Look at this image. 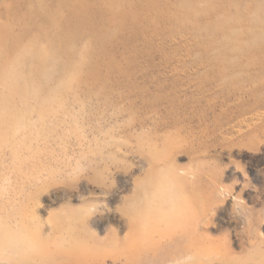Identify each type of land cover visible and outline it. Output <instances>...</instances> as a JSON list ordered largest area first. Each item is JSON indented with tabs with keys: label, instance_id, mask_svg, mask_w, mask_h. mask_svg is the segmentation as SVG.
<instances>
[{
	"label": "rangeland",
	"instance_id": "1",
	"mask_svg": "<svg viewBox=\"0 0 264 264\" xmlns=\"http://www.w3.org/2000/svg\"><path fill=\"white\" fill-rule=\"evenodd\" d=\"M66 1L0 0V264H264V0L140 7L167 55L95 97V53L34 54Z\"/></svg>",
	"mask_w": 264,
	"mask_h": 264
},
{
	"label": "bare ground",
	"instance_id": "2",
	"mask_svg": "<svg viewBox=\"0 0 264 264\" xmlns=\"http://www.w3.org/2000/svg\"><path fill=\"white\" fill-rule=\"evenodd\" d=\"M152 4L154 0H136V3L123 0L120 11L116 13L105 12L102 8L91 5L90 0H68L65 2V8L69 10L68 19H64L63 15L57 17L59 14L47 7H41L34 11V14L39 16V21L41 17L49 22L44 26L45 33L41 35L42 46L34 54L40 55L43 61L50 62V56L53 54L68 61L74 58L73 51L78 45L77 57H83L82 63L86 61L89 53H95L96 58L88 97L108 95L102 85L113 77L117 78L127 91L137 92L143 86L142 82L135 81V74L132 72L137 60L150 58L155 52V46L156 51L165 57L169 47L165 43L157 46L155 37L150 34L153 33L150 25L143 23L140 7ZM170 5L160 16L182 23L187 18L184 12L186 10L173 8L172 5H178L176 1ZM117 23L121 24V29ZM110 30L113 34L106 38ZM17 43H10L11 48ZM93 65L94 62L92 69ZM164 102V96L159 94L153 100L147 99L148 106L152 108Z\"/></svg>",
	"mask_w": 264,
	"mask_h": 264
}]
</instances>
